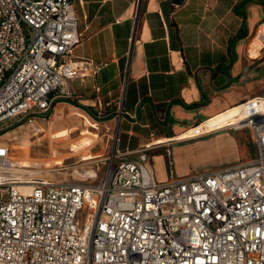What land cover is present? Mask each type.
I'll return each instance as SVG.
<instances>
[{
	"label": "built area",
	"instance_id": "1",
	"mask_svg": "<svg viewBox=\"0 0 264 264\" xmlns=\"http://www.w3.org/2000/svg\"><path fill=\"white\" fill-rule=\"evenodd\" d=\"M74 2L0 0V264H264V96L178 137L248 130L254 154L233 167L159 182L149 152L163 143L150 142L136 158L116 149L94 181L85 172L23 192L7 177L13 159L2 137L24 126L38 133L72 96L71 82L95 74L73 56L81 40ZM255 39L264 50V21ZM121 118L105 126L112 140Z\"/></svg>",
	"mask_w": 264,
	"mask_h": 264
},
{
	"label": "crops",
	"instance_id": "2",
	"mask_svg": "<svg viewBox=\"0 0 264 264\" xmlns=\"http://www.w3.org/2000/svg\"><path fill=\"white\" fill-rule=\"evenodd\" d=\"M74 7L81 40L73 56L91 62L96 71L71 82L72 114L91 126L90 114L108 123L122 116L117 149L126 158L165 140L149 152L159 182L194 174L182 162L197 142L228 140L235 151L238 160L213 170L246 161L237 154L245 129L178 137L249 98L264 96V50L248 51L264 21V0H75ZM64 103L53 114L63 113L58 105ZM60 136L71 137L67 129L52 134ZM96 139L93 145L101 142ZM28 140L23 142L28 145ZM102 152H84V159Z\"/></svg>",
	"mask_w": 264,
	"mask_h": 264
},
{
	"label": "rangeland",
	"instance_id": "3",
	"mask_svg": "<svg viewBox=\"0 0 264 264\" xmlns=\"http://www.w3.org/2000/svg\"><path fill=\"white\" fill-rule=\"evenodd\" d=\"M69 100H63L67 103L58 105V108H63V113H54L51 119L42 121L44 129L38 133L24 126L10 132L8 136L2 137L10 145L15 164L18 163L16 159L38 161L29 166H23L24 169L31 172H25L26 176L22 177V180L33 183L42 179L56 181L77 179L82 178L85 172H90V175L93 174L95 180H98L105 172L106 164L110 162L113 153L118 148V140H112V135L105 132V126L111 124L114 130L116 124L115 122H104L103 118H97L92 114L89 115V118L95 123V126L86 124L85 118L78 114H72L75 109L68 104ZM96 121L99 123L97 124ZM63 129H67L71 137H52L54 132ZM82 131H88L90 134H80ZM242 135L244 138L237 140L239 144L237 154L240 159L248 160L254 154L251 134L245 130ZM97 136L101 142L93 145L92 140H97ZM25 139H29L28 145L23 142ZM161 149L163 150V148H158L156 151ZM99 151H103L101 156L84 159V152L95 154ZM190 151L192 152L188 154L193 155L187 156L182 164L187 165L186 167H189L191 173L210 171L222 164L238 160L228 140L197 142L191 146ZM175 156L176 153L171 157L173 161L175 158L177 159ZM128 158H136V156H128ZM171 166L173 173L178 175L176 163L172 162Z\"/></svg>",
	"mask_w": 264,
	"mask_h": 264
},
{
	"label": "bare ground",
	"instance_id": "4",
	"mask_svg": "<svg viewBox=\"0 0 264 264\" xmlns=\"http://www.w3.org/2000/svg\"><path fill=\"white\" fill-rule=\"evenodd\" d=\"M256 40L257 39H255L253 41L252 47H251V50H252L253 54H256L258 52V41H256ZM237 111H238L237 108H231L230 110H228L225 113H223L221 116L203 123L202 125H200L199 129L202 130V129L205 128V126L212 127L213 125L218 124L220 122H225L229 118H231ZM192 132H194V130H191L189 133H187L185 135L183 134L180 137L183 138V137L189 136V135L192 134ZM162 141H165V140H157L155 142H162ZM16 160L18 161V163L15 164L14 161H13V165H12L11 169L9 170L10 174L7 175V177L10 178L11 182H16V183L20 184L19 188H20L21 191L27 192V191L30 190L32 185L34 183H36V182L30 183V182H28V181H26L24 179L23 180L21 179L22 177L26 176L25 172H31L28 169H24L23 166H29L30 164H34V163H36L38 161L34 162V161H31V160L30 161L29 160L22 161V160H18V159H16ZM37 182H39V181H37Z\"/></svg>",
	"mask_w": 264,
	"mask_h": 264
},
{
	"label": "water",
	"instance_id": "5",
	"mask_svg": "<svg viewBox=\"0 0 264 264\" xmlns=\"http://www.w3.org/2000/svg\"><path fill=\"white\" fill-rule=\"evenodd\" d=\"M177 2H181L182 0H176Z\"/></svg>",
	"mask_w": 264,
	"mask_h": 264
}]
</instances>
